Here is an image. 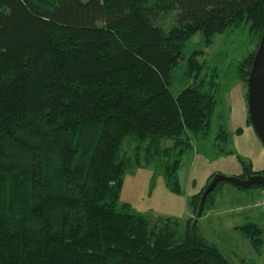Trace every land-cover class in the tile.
Wrapping results in <instances>:
<instances>
[{"label": "trees", "instance_id": "obj_1", "mask_svg": "<svg viewBox=\"0 0 264 264\" xmlns=\"http://www.w3.org/2000/svg\"><path fill=\"white\" fill-rule=\"evenodd\" d=\"M239 25L257 40L237 65L246 85L264 0H0V264H236L192 223L220 190L196 216L213 174L191 196L182 232L169 220L150 227L118 200L140 152L159 155L179 190L180 157L190 134H207L215 97L198 81L200 51L176 96L174 69L192 36L209 44ZM235 228L262 243L256 224Z\"/></svg>", "mask_w": 264, "mask_h": 264}, {"label": "rangeland", "instance_id": "obj_2", "mask_svg": "<svg viewBox=\"0 0 264 264\" xmlns=\"http://www.w3.org/2000/svg\"><path fill=\"white\" fill-rule=\"evenodd\" d=\"M170 25L171 20L162 23L166 29ZM256 43L245 25L214 35L209 44H205L200 33L186 42L184 59L173 72L171 93L176 96L182 88L192 85L193 78L186 76L184 70L187 57L197 50L201 52L197 61L203 66L198 81L203 90L213 92L215 106L207 134L189 135L191 146L181 155L175 174L178 191L169 187L159 155L144 161L145 154L140 152L139 164L131 163L125 171L118 204H127L131 213L144 216L150 227H161L169 220L182 232L185 221L193 216L191 196L212 174L239 177L263 172L264 147L248 121L247 87L237 72V65L255 50ZM220 128L227 132L226 142L216 138ZM132 142L128 154L136 145ZM170 144V140H165L159 147ZM260 194H264V189H242L223 182L214 202L207 203L201 216L195 218L196 232L233 263L264 264V209L254 206ZM248 223L256 224L262 231L258 248L235 228Z\"/></svg>", "mask_w": 264, "mask_h": 264}, {"label": "water", "instance_id": "obj_3", "mask_svg": "<svg viewBox=\"0 0 264 264\" xmlns=\"http://www.w3.org/2000/svg\"><path fill=\"white\" fill-rule=\"evenodd\" d=\"M246 87L248 119L264 147V32L259 39L251 67L247 73ZM219 182H228L242 189L252 186L264 188V176L260 174H247L244 179L214 174L199 197L196 216L201 214L207 195ZM192 223L194 224L195 220Z\"/></svg>", "mask_w": 264, "mask_h": 264}, {"label": "built area", "instance_id": "obj_4", "mask_svg": "<svg viewBox=\"0 0 264 264\" xmlns=\"http://www.w3.org/2000/svg\"><path fill=\"white\" fill-rule=\"evenodd\" d=\"M254 206L264 209V195H260L256 198L255 202H254Z\"/></svg>", "mask_w": 264, "mask_h": 264}, {"label": "crops", "instance_id": "obj_5", "mask_svg": "<svg viewBox=\"0 0 264 264\" xmlns=\"http://www.w3.org/2000/svg\"><path fill=\"white\" fill-rule=\"evenodd\" d=\"M260 195H264V194H260ZM260 195H259V196H260Z\"/></svg>", "mask_w": 264, "mask_h": 264}]
</instances>
